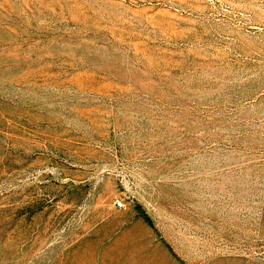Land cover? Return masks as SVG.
I'll list each match as a JSON object with an SVG mask.
<instances>
[{
    "label": "rangeland",
    "instance_id": "1",
    "mask_svg": "<svg viewBox=\"0 0 264 264\" xmlns=\"http://www.w3.org/2000/svg\"><path fill=\"white\" fill-rule=\"evenodd\" d=\"M0 264H264V0H0Z\"/></svg>",
    "mask_w": 264,
    "mask_h": 264
},
{
    "label": "built area",
    "instance_id": "2",
    "mask_svg": "<svg viewBox=\"0 0 264 264\" xmlns=\"http://www.w3.org/2000/svg\"><path fill=\"white\" fill-rule=\"evenodd\" d=\"M118 205L120 206L121 205V202H118Z\"/></svg>",
    "mask_w": 264,
    "mask_h": 264
}]
</instances>
